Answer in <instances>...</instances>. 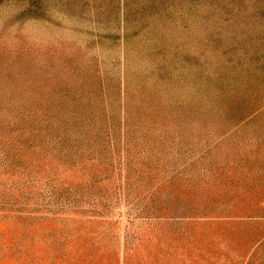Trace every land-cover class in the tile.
I'll return each mask as SVG.
<instances>
[{
	"label": "rangeland",
	"instance_id": "rangeland-1",
	"mask_svg": "<svg viewBox=\"0 0 264 264\" xmlns=\"http://www.w3.org/2000/svg\"><path fill=\"white\" fill-rule=\"evenodd\" d=\"M0 264H264V0H0Z\"/></svg>",
	"mask_w": 264,
	"mask_h": 264
}]
</instances>
